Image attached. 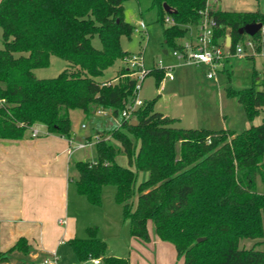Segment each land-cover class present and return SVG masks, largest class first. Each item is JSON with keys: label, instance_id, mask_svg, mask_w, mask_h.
<instances>
[{"label": "trees", "instance_id": "16d2710c", "mask_svg": "<svg viewBox=\"0 0 264 264\" xmlns=\"http://www.w3.org/2000/svg\"><path fill=\"white\" fill-rule=\"evenodd\" d=\"M124 2L0 0V137L23 138L27 130L43 124L50 133L72 138L70 110L75 108L87 118L100 107L109 110L113 119L121 115L134 98L138 79L125 64L115 80L98 77L132 53L121 44L122 36L131 37L134 31L124 17ZM152 2L164 26V42L172 49L181 47L179 40L187 34L188 24L201 22V10L207 5V0ZM164 3L173 12H167ZM208 15L215 21L216 43L229 34L233 50L246 36L241 28L264 22L260 9L229 11L213 4ZM167 16L172 23H167ZM95 36L100 47L93 43ZM52 54L67 60L71 68L55 77H37L34 69L49 65ZM152 73L160 83L166 69L156 66L147 75ZM227 93L243 104L250 120L264 109V89L227 87ZM106 117L98 115L92 126V135L100 136L98 160L76 162L79 194L100 203L103 187L114 185L132 235L149 241L151 221L154 233L175 245L182 264H264V249L241 245L243 239H264V121L242 132L177 127L176 118L155 110L154 100H144L132 120L119 126L107 128ZM121 154L128 165L118 161ZM140 172L147 178L139 183ZM68 242L80 261L103 258L106 264H129L105 253L106 242L97 227H87L86 237ZM29 249L21 237L0 252V260L14 250L28 253Z\"/></svg>", "mask_w": 264, "mask_h": 264}, {"label": "rangeland", "instance_id": "374dc122", "mask_svg": "<svg viewBox=\"0 0 264 264\" xmlns=\"http://www.w3.org/2000/svg\"><path fill=\"white\" fill-rule=\"evenodd\" d=\"M214 4L223 10L260 9L264 12V0H219ZM124 17L133 25L144 21L147 27L144 32L134 30L131 37L122 36L121 44L125 50L142 54L147 68L164 66L168 71L169 61L171 60L174 64L170 70L174 79L165 76L158 83L157 75L152 73L144 78L140 90L142 99L155 101V110L176 118L173 122L174 126L211 130L230 129L242 132L264 121V109L253 120H250L243 104L227 93V87L264 89V57L256 55L250 58L243 54H234L225 62V66L215 71L214 77H209L208 64L181 63L172 54L173 49L164 42V26L158 19V9L153 5L152 0H125ZM188 26V32L179 40L180 43L194 38L198 32L197 25L188 24ZM247 36L246 34L245 37ZM93 43L97 47L101 46L98 36L93 38ZM2 46V28L0 27V47ZM164 49L168 50V54L164 52ZM159 62L162 64L159 65ZM123 65V60H116L98 79L115 80ZM70 68L71 65L67 60L52 54L49 65L35 68L34 73L39 78H50ZM255 70L258 71L257 78H254ZM80 112L81 109H72L70 118L77 139L82 141L85 138L84 133L92 131V126L97 123L96 117L99 114L95 113L94 118L92 116L84 118ZM106 119L107 128L118 125L113 117L107 116ZM84 123L86 127H83ZM36 125L44 128L43 124ZM109 140L116 146L120 145L116 139L110 138ZM74 158L93 162L98 160L96 140L93 139L85 148H80L78 156ZM117 159L123 165L129 164L126 155L121 154ZM72 175L75 177L71 186V208L77 215V237H86L87 227H97L98 236L106 242L105 253L107 255L125 258L129 264H182L183 258L178 255L175 245L158 238L151 221H149L151 234L149 241H143L132 235L130 220L124 216L123 205L115 199L116 187L114 185H105L101 202L92 203L76 190L75 181L79 172L75 163L72 165ZM146 178L145 172L139 173V183ZM258 185L262 190L263 183L260 178ZM137 200L138 191L134 196V207ZM254 244L257 248L264 249V239L263 241L241 240L243 246ZM57 257L56 264H94L93 259L80 261L67 242L60 247ZM100 259L101 264H106L103 258Z\"/></svg>", "mask_w": 264, "mask_h": 264}, {"label": "crops", "instance_id": "0c3cea01", "mask_svg": "<svg viewBox=\"0 0 264 264\" xmlns=\"http://www.w3.org/2000/svg\"><path fill=\"white\" fill-rule=\"evenodd\" d=\"M172 64L170 60L167 67L173 68ZM80 113L87 118L83 110ZM33 128L38 129V135L33 136L30 128L23 138L0 137V252L8 251L21 237L30 247L28 253L10 252L0 264H43L44 259L57 255L65 242L77 237L71 186L75 177L72 165L76 167L80 160L74 156L80 148L71 145L70 138L48 132L45 126ZM84 134L90 136L92 131ZM72 138L81 141L73 129Z\"/></svg>", "mask_w": 264, "mask_h": 264}, {"label": "built area", "instance_id": "2783aa9c", "mask_svg": "<svg viewBox=\"0 0 264 264\" xmlns=\"http://www.w3.org/2000/svg\"><path fill=\"white\" fill-rule=\"evenodd\" d=\"M219 0H207L206 7L201 10L203 18L201 22L197 25L198 32L194 38L187 39L180 43L181 47L173 49V55L177 57L181 63H194V64H208L209 65V77H214L215 71L225 66V62L234 54H243L245 56L249 55H261L264 57V22L261 23V27L257 32L259 37L254 38V35H249L243 40H240L235 45V49L231 48L232 38L229 43H227V36L223 39L222 43H216L215 41V21L212 17L208 15L209 6L218 2ZM166 21L172 23L173 18L167 16ZM146 23L140 21L138 24L134 25L135 31H145ZM258 45H260V50H258ZM125 66L131 71L130 75L138 79V82L134 91V98L127 103L126 107L122 110L119 117H115V121L118 126L121 124V121H131L133 113L135 110L144 103V99L140 97V90L142 88V82L146 75L150 72L151 68H147L143 61L142 54L131 53L123 59ZM162 62H159L161 65ZM161 67V66H159ZM162 68H165L162 66ZM169 70H166V76L169 79H173L174 76L170 71L171 66L167 67ZM166 69V68H165ZM96 113L101 116H109L110 111L100 107L96 110ZM87 125L84 123L83 127ZM39 131L37 128H32V135H38ZM106 139H110V135L105 136ZM95 139L96 142L100 139L98 134H93L92 139H89L88 136L85 137L82 141H74L73 138H70V143L76 148H85L88 144ZM58 257L56 254H53L50 258H46L43 261V264H56ZM95 264H100V258H93Z\"/></svg>", "mask_w": 264, "mask_h": 264}, {"label": "water", "instance_id": "95a60500", "mask_svg": "<svg viewBox=\"0 0 264 264\" xmlns=\"http://www.w3.org/2000/svg\"><path fill=\"white\" fill-rule=\"evenodd\" d=\"M164 8L169 13L173 12V9L167 3H164ZM260 27H261V22H251V23L246 24L240 30L249 35H255L259 31ZM226 39H227V43H229L231 41V36L228 35ZM165 52L167 53V50H165ZM202 239L203 238H199V240H202Z\"/></svg>", "mask_w": 264, "mask_h": 264}]
</instances>
